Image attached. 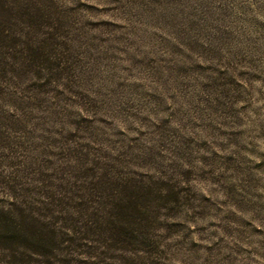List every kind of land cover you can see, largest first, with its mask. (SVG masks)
I'll use <instances>...</instances> for the list:
<instances>
[{
    "label": "rangeland",
    "instance_id": "374dc122",
    "mask_svg": "<svg viewBox=\"0 0 264 264\" xmlns=\"http://www.w3.org/2000/svg\"><path fill=\"white\" fill-rule=\"evenodd\" d=\"M9 1L0 203L99 159L147 195L139 236L72 264H264V0Z\"/></svg>",
    "mask_w": 264,
    "mask_h": 264
},
{
    "label": "trees",
    "instance_id": "16d2710c",
    "mask_svg": "<svg viewBox=\"0 0 264 264\" xmlns=\"http://www.w3.org/2000/svg\"><path fill=\"white\" fill-rule=\"evenodd\" d=\"M9 2L0 0V73L24 63L18 62L22 40L9 29ZM27 46L21 49L26 62L39 60V70L46 69L43 62L50 59L44 46ZM106 168L92 159L73 179L43 174L31 181L20 170L7 175V201L0 203V264H72L81 256L99 262L106 250L136 241L135 215L148 197L115 168Z\"/></svg>",
    "mask_w": 264,
    "mask_h": 264
}]
</instances>
